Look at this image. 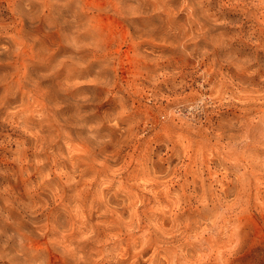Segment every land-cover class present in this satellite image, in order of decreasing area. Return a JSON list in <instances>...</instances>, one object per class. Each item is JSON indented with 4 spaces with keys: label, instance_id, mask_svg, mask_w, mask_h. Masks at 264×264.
Instances as JSON below:
<instances>
[{
    "label": "rangeland",
    "instance_id": "1",
    "mask_svg": "<svg viewBox=\"0 0 264 264\" xmlns=\"http://www.w3.org/2000/svg\"><path fill=\"white\" fill-rule=\"evenodd\" d=\"M0 264H264V0H0Z\"/></svg>",
    "mask_w": 264,
    "mask_h": 264
}]
</instances>
